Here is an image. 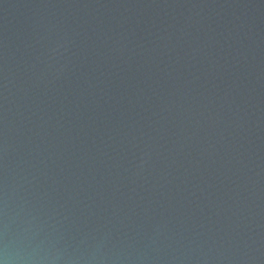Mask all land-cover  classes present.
<instances>
[{
	"label": "water",
	"instance_id": "95a60500",
	"mask_svg": "<svg viewBox=\"0 0 264 264\" xmlns=\"http://www.w3.org/2000/svg\"><path fill=\"white\" fill-rule=\"evenodd\" d=\"M264 264V0H0V257Z\"/></svg>",
	"mask_w": 264,
	"mask_h": 264
},
{
	"label": "clouds",
	"instance_id": "9594fccd",
	"mask_svg": "<svg viewBox=\"0 0 264 264\" xmlns=\"http://www.w3.org/2000/svg\"><path fill=\"white\" fill-rule=\"evenodd\" d=\"M10 257L7 253V247L5 246L4 254L0 257V264H10Z\"/></svg>",
	"mask_w": 264,
	"mask_h": 264
}]
</instances>
